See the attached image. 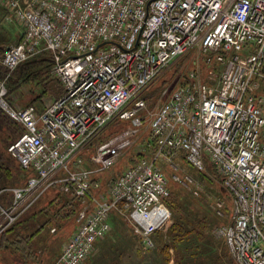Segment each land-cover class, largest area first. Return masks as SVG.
Masks as SVG:
<instances>
[{
  "label": "built area",
  "instance_id": "obj_1",
  "mask_svg": "<svg viewBox=\"0 0 264 264\" xmlns=\"http://www.w3.org/2000/svg\"><path fill=\"white\" fill-rule=\"evenodd\" d=\"M0 7L23 33L0 53L8 70L0 109L23 127L7 151L34 172L24 185L0 189V234L59 187L84 205L53 264H81L110 231L112 211L127 216L151 247L150 236L171 216L156 161L182 157L197 171L211 164L232 199L228 222L214 233L235 264H264V0H0ZM193 48L206 55L208 71L192 70L152 112L137 150L148 155L101 190L103 174L136 142L142 93ZM41 51L51 52L64 94L42 109L11 104L10 72ZM114 125L119 130L96 143ZM178 182L195 184L189 175ZM215 210L224 217L222 201Z\"/></svg>",
  "mask_w": 264,
  "mask_h": 264
},
{
  "label": "rangeland",
  "instance_id": "obj_2",
  "mask_svg": "<svg viewBox=\"0 0 264 264\" xmlns=\"http://www.w3.org/2000/svg\"><path fill=\"white\" fill-rule=\"evenodd\" d=\"M3 22L7 25L11 24L10 27H13V33L16 35L17 39H19L21 36L20 26L6 18L3 19ZM208 68L209 66L206 62V55L198 48H193L184 56L176 59L162 70L154 82L142 93V97L145 98L147 105L141 112L143 125L141 126V130L134 146L122 155L119 162L114 167H112L107 173H104L106 176H111L113 178L124 170V167L128 162V156L137 153V150L141 148L143 141L147 140L150 133L149 121L152 112H154L157 107L165 101L170 92H172V90L183 81V77H188L192 70L199 71L200 76H203L204 73L208 71ZM51 78L52 88L51 90L46 91L47 93H43L41 89L34 84L23 83L13 93H10L8 100L15 106L34 104L38 107L46 105L52 98L58 96L61 91L57 79L54 76H51ZM38 94H42L41 97L37 98L36 96ZM3 120L4 122L0 125V156L5 160V168L0 170V179L5 180L6 184L14 183V185H20L25 180V174L21 171L17 162L9 155L7 147L10 141L5 140L6 133L9 131L12 122L8 124L9 120L7 121L4 118V115ZM117 127L119 128L120 125L109 126L103 137L108 136V134ZM11 129L15 130V134H13L14 136L19 133V128L16 129V125L14 126L13 123L11 124ZM135 158L137 157L135 156ZM157 161L156 163L167 178V184L171 190L172 197L173 194H177L180 201L188 202L195 209L205 213H213L217 222L211 226L210 233L213 238L224 245L223 237L217 236L214 233V229L228 222V216L232 209V199L227 191H224V195L219 194V191H217V187L220 185L218 176L208 172L207 174L211 179L208 177L203 179L200 172L189 167L186 164L187 162L185 159L182 157L174 160L176 164L166 160ZM205 169L203 171H205ZM184 175H189L195 180V184L192 188H186L178 182V179L182 178ZM195 189L198 191L197 194L193 192ZM53 195L54 193L50 194L49 191V195L42 197L39 203L34 204L29 208V211L36 212L42 208L45 210L53 208V204H49V200ZM10 200V194H6L3 203H8ZM218 200L223 202L224 217L219 216L215 210V202ZM36 202L37 201H35V203ZM90 205L91 204L89 203L88 206ZM114 212L117 213L115 215H119L116 216L117 224L112 226L111 230L103 239H99L95 242L93 251L81 264H137L139 259L143 258L142 256H146L147 259L152 258L156 246H146L147 248L143 249L142 247H144V245H141V243H144L142 242V239L140 240L137 236L129 218L117 211ZM74 217L75 215L64 217L60 214L53 218L51 221L52 225L48 228L49 230L47 229V226L44 227L40 234L34 238L36 242L34 243V248L38 254L37 259H41H39V262L35 259L34 261H29L27 264L54 263L61 254L64 241L76 227ZM170 221L165 224L161 231H164L167 228ZM58 225L60 226L58 227ZM1 242L0 264H21L18 258L24 260V256L20 255L19 252H13L5 247L7 244L5 240H2ZM170 252L172 251L170 250ZM170 264H172V258Z\"/></svg>",
  "mask_w": 264,
  "mask_h": 264
},
{
  "label": "trees",
  "instance_id": "obj_3",
  "mask_svg": "<svg viewBox=\"0 0 264 264\" xmlns=\"http://www.w3.org/2000/svg\"><path fill=\"white\" fill-rule=\"evenodd\" d=\"M4 16L5 12L3 8L0 7V53H2L8 46L21 41L23 38V33L20 28L21 36L17 39L16 35L13 33V27H10L11 24L7 25L3 22ZM52 66L53 61L50 51H41L40 53L22 61L14 70L10 72L6 80L7 99L10 93H13L23 83L34 84L39 87L43 93L51 90V76H54L57 79L61 87L60 94L51 100L63 95L64 87L59 78L53 74ZM7 72L8 70L6 66L0 63V79L3 78ZM183 78L184 81H186V77ZM41 95L42 94H38L36 97L39 98ZM28 105L34 104H27L26 106ZM34 106L37 107L36 105ZM43 107L44 106L42 105L37 108L42 109ZM3 115L7 121L9 120L8 124L12 122L14 126L16 125V129L19 128V133L15 136L13 135L15 134V130L11 129L12 123L10 124V129L7 128L9 131L6 133L5 140L10 141L8 143L9 145L20 136L23 132V127L18 122L11 119L2 109H0V125L4 122ZM119 128L117 127L115 130L111 131L108 136L114 134L117 130H119ZM104 133L96 140V143L104 141L108 138V136L103 137ZM147 151L148 150L140 153L137 152L134 155L132 154L128 156L127 164L131 165L137 161L138 157L146 156L149 152ZM135 156L137 158H135ZM11 158L17 162V160L12 156ZM4 161L5 160L0 156V170L5 168ZM17 164L19 165L18 162ZM19 167L25 174L24 182L20 185H14V183L6 184L5 180L0 179V189L22 186L25 184L28 177L34 174L32 170H23L20 165ZM198 172H200L203 179L207 177L211 179L207 174L208 172L213 175L216 174L220 183L219 187H217V191H219V194H225V190L222 187V179L211 164L206 162L205 171ZM110 178L112 177L103 174L101 177V181L103 180L101 183V190L107 189V184ZM49 191L50 194L54 193L53 197L49 200V204H53V208L49 210L42 208L36 212H30L29 208H31L34 204L39 203L42 197L49 195ZM5 195L6 193L2 195L3 202ZM36 201V203L34 202L26 208L14 223L0 234V240H5L7 242L5 247L9 248L13 252H19L20 255L24 256V260L18 258L21 264H27L29 261H34L35 259L39 262V259L41 258L37 259L38 254L34 248V243H36L34 238L40 234L44 227L47 226L48 229L49 226L52 225L51 221L53 218L60 214L64 217H71L75 215L74 221L76 222V216L84 205L80 196L74 195L71 192H63L59 187L49 189ZM165 203L171 212V216L168 220L170 221L171 219V221L164 231L161 230L165 225L150 236L153 245L156 246L152 258L147 259L146 256H142L143 258L139 259L137 264H170L171 258L172 264H235L225 241L223 240L224 245L221 244L218 240L213 238L210 233L211 226L217 222L212 212L205 213L195 209L188 202L180 201L177 194H173L172 197L170 188L169 195L165 199ZM115 214L117 213L114 211L110 212L109 222L111 226L117 224L116 216L119 215ZM60 225H58V227ZM137 236L140 240L142 239V237L138 234ZM141 245L143 244L141 243ZM142 248L146 249L147 247L144 246ZM170 250L172 252H170Z\"/></svg>",
  "mask_w": 264,
  "mask_h": 264
},
{
  "label": "crops",
  "instance_id": "obj_4",
  "mask_svg": "<svg viewBox=\"0 0 264 264\" xmlns=\"http://www.w3.org/2000/svg\"><path fill=\"white\" fill-rule=\"evenodd\" d=\"M110 226H111V224H110ZM111 228H112V226H111ZM111 230V229H110ZM101 240V239H100Z\"/></svg>",
  "mask_w": 264,
  "mask_h": 264
},
{
  "label": "bare ground",
  "instance_id": "obj_5",
  "mask_svg": "<svg viewBox=\"0 0 264 264\" xmlns=\"http://www.w3.org/2000/svg\"><path fill=\"white\" fill-rule=\"evenodd\" d=\"M100 183H102V182H100ZM110 223V222H109Z\"/></svg>",
  "mask_w": 264,
  "mask_h": 264
}]
</instances>
